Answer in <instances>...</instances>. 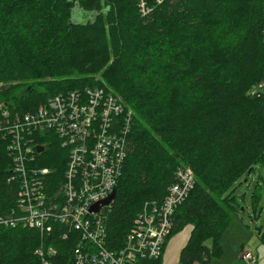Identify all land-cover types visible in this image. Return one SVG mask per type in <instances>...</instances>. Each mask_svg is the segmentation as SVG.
Segmentation results:
<instances>
[{"label":"trees","instance_id":"1","mask_svg":"<svg viewBox=\"0 0 264 264\" xmlns=\"http://www.w3.org/2000/svg\"><path fill=\"white\" fill-rule=\"evenodd\" d=\"M263 31V0H163L147 16L138 0H0L1 108L25 113L61 91L94 86L121 97L133 117L106 210V248H120L144 202L162 200L175 171L189 167L195 183L164 247L191 225L179 264H209L223 253L220 238L237 210L233 185L264 160ZM47 152L39 164L53 166ZM10 159L0 139L1 216L17 200ZM48 226L42 237L0 224V264H74L77 233ZM134 264H162V256Z\"/></svg>","mask_w":264,"mask_h":264},{"label":"built area","instance_id":"2","mask_svg":"<svg viewBox=\"0 0 264 264\" xmlns=\"http://www.w3.org/2000/svg\"><path fill=\"white\" fill-rule=\"evenodd\" d=\"M162 1L138 0L141 16L149 15ZM132 117V109L121 97L97 86L61 91L25 113L0 108V139L11 158L7 181L17 187L15 212L0 215V224L36 228L43 236L50 221L62 223L68 233L78 234L74 264H134L140 258L162 256L173 213L195 183L189 167L175 171L162 200L144 202L132 219L124 244L116 250L105 246L106 210L111 202L100 205L98 211L91 210L116 188ZM37 145L43 150L38 152ZM53 145L66 152L58 150L65 161L55 191L49 189L47 180L58 175V167L40 165L38 157ZM67 232L62 234L64 238ZM36 253L43 256L42 248ZM47 253L55 251L49 248ZM241 257L247 264L255 261L250 251Z\"/></svg>","mask_w":264,"mask_h":264},{"label":"rangeland","instance_id":"3","mask_svg":"<svg viewBox=\"0 0 264 264\" xmlns=\"http://www.w3.org/2000/svg\"><path fill=\"white\" fill-rule=\"evenodd\" d=\"M2 105L3 102L0 103V108ZM47 149L48 152L54 151L49 158L53 166L60 164L62 156L52 147ZM45 154L41 156V159L45 157ZM232 195L235 197L234 205L237 210L231 215L229 227L233 231L238 229L243 233L240 226H248V236L252 235L253 242L258 239L260 242L264 231V160L257 162L254 165V171L244 174L233 185ZM248 236L244 235V241L248 240Z\"/></svg>","mask_w":264,"mask_h":264},{"label":"crops","instance_id":"4","mask_svg":"<svg viewBox=\"0 0 264 264\" xmlns=\"http://www.w3.org/2000/svg\"><path fill=\"white\" fill-rule=\"evenodd\" d=\"M230 218L220 238L223 253L219 257L211 258L209 264H247L241 257L245 251H250L255 257V261L249 264H264L263 232L260 242L259 237L253 242L252 235L248 236V226H240L243 233L238 229L233 231L229 227ZM191 230L192 226L186 225L168 240L163 250L162 264H179L180 251L188 241ZM246 234L249 238L244 241Z\"/></svg>","mask_w":264,"mask_h":264},{"label":"water","instance_id":"5","mask_svg":"<svg viewBox=\"0 0 264 264\" xmlns=\"http://www.w3.org/2000/svg\"><path fill=\"white\" fill-rule=\"evenodd\" d=\"M36 150H37L38 152L42 151V150H43V146H41V145H37V146H36ZM249 172H250V170L248 171V173H249ZM115 193H116V188H114V189L112 190V192L109 194V196H108L107 198L101 200L99 203L94 204V205L91 207V210H92V211H98L100 205H107V204H109V203L113 200V198H114V196H115Z\"/></svg>","mask_w":264,"mask_h":264},{"label":"bare ground","instance_id":"6","mask_svg":"<svg viewBox=\"0 0 264 264\" xmlns=\"http://www.w3.org/2000/svg\"><path fill=\"white\" fill-rule=\"evenodd\" d=\"M259 88V87H258ZM263 90V89H262ZM257 92V91H256ZM41 143H43V142H41ZM47 155H48V153H47ZM49 156V155H48ZM8 164V163H7ZM7 166V165H6ZM7 168V167H6ZM7 170V169H6ZM8 174V173H7ZM7 177H8V175H7ZM50 180V179H49ZM53 180V179H52ZM56 181V180H55ZM11 182V181H10ZM56 182H54V184H55ZM52 185V184H51ZM16 189H17V187H16ZM180 205V204H179ZM13 206V205H12ZM12 206H11V208H12ZM10 208V207H9ZM15 208V207H14ZM9 210V209H8ZM13 210V209H12ZM15 211V210H14ZM12 212V211H11ZM8 215H10V214H8ZM12 228V227H11ZM72 232V231H71ZM73 232H75V231H73ZM78 235V234H77ZM44 236V235H43ZM42 236V237H43ZM68 237V236H67ZM66 239V238H65ZM42 240H43V238H42ZM73 241H74V239H73ZM74 242H76V240L74 241ZM76 244V243H75ZM108 249V248H107ZM46 252V251H45ZM72 253H73V251H72ZM45 259V258H44ZM156 260V259H155ZM49 263V262H48Z\"/></svg>","mask_w":264,"mask_h":264}]
</instances>
